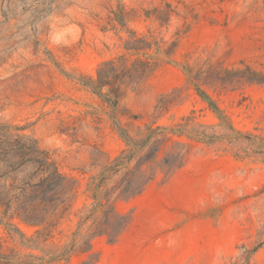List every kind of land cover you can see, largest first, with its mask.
Returning <instances> with one entry per match:
<instances>
[{
  "label": "rangeland",
  "instance_id": "374dc122",
  "mask_svg": "<svg viewBox=\"0 0 264 264\" xmlns=\"http://www.w3.org/2000/svg\"><path fill=\"white\" fill-rule=\"evenodd\" d=\"M246 67L264 73V0H0V143L35 139L76 181L70 210L39 247L69 241L99 172L124 147L112 116L142 125L161 94L180 88L162 121L194 110L203 124L218 122L190 77L236 129L264 137V83L238 81ZM1 153L6 202L12 160ZM161 179L117 203L130 224L113 243L94 241L96 264H264V154L193 142ZM37 228L0 220L3 249L39 254L25 238Z\"/></svg>",
  "mask_w": 264,
  "mask_h": 264
},
{
  "label": "trees",
  "instance_id": "16d2710c",
  "mask_svg": "<svg viewBox=\"0 0 264 264\" xmlns=\"http://www.w3.org/2000/svg\"><path fill=\"white\" fill-rule=\"evenodd\" d=\"M246 69L248 74L237 76L238 81L264 83V73L250 67ZM190 81L196 94L216 114L218 122L203 124L194 110L177 119L172 117L170 122L162 121L170 108L182 101L180 88L161 94L150 121L142 125L122 124L112 116V128L124 147L99 172L92 185L93 201L79 211L69 241L64 245L52 243L46 248L39 247L52 237L59 221L70 210L76 181L60 172L35 139L17 135L12 142L0 143V154L3 152L12 160L7 162V170L2 174L11 182L8 184L9 198L6 202L0 201V220L18 219L38 227L33 235L25 238L32 249L40 252L20 259L14 253L6 252L0 242V264H69L74 255H87V259L79 264H96L99 257L93 248L94 241L104 237L108 243H113L130 224V214L120 212L117 203L139 195L159 176L162 182L168 180L185 164L193 142H224L234 149L236 155L264 154V137L236 129L211 95L201 89V79L190 77ZM98 94L102 92L99 90ZM131 118L137 120L140 116L131 115ZM6 129L8 127H1L0 131Z\"/></svg>",
  "mask_w": 264,
  "mask_h": 264
}]
</instances>
